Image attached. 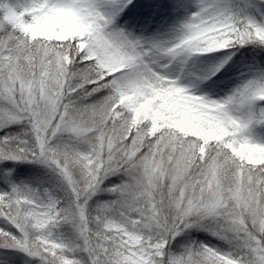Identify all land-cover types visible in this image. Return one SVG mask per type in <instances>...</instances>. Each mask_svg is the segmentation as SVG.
<instances>
[{"label":"snow or ice","instance_id":"obj_1","mask_svg":"<svg viewBox=\"0 0 264 264\" xmlns=\"http://www.w3.org/2000/svg\"><path fill=\"white\" fill-rule=\"evenodd\" d=\"M17 253L264 264V0H0V264Z\"/></svg>","mask_w":264,"mask_h":264},{"label":"rangeland","instance_id":"obj_2","mask_svg":"<svg viewBox=\"0 0 264 264\" xmlns=\"http://www.w3.org/2000/svg\"><path fill=\"white\" fill-rule=\"evenodd\" d=\"M233 2H238V0H233ZM192 9H189V12H191ZM181 15H183V13L181 12L180 13ZM244 71H246V69H243ZM240 76V73L237 72V71H233L231 73H229V77L232 78V80H235L236 78H238ZM232 80L228 79V78H225V80L221 81L220 83V88L221 89H225L226 90V86L230 83H232ZM232 86H234V84H232ZM257 135H259V131L257 132ZM34 168H35V171L36 173L39 172V169L42 170L40 172V178L39 181H35L34 177L31 176L30 173H25V174H17V179H16V183H20L21 181L25 182V183H30L32 187H39L41 189L43 188H48L50 187V185L52 183H54V179L52 178V174L48 172L47 169H44L43 167L41 166H37V165H34ZM45 173H44V172ZM4 190V189H2ZM199 236H203V234H198ZM16 258H18L20 261L21 260H26L27 257L23 256L22 254H16Z\"/></svg>","mask_w":264,"mask_h":264},{"label":"trees","instance_id":"obj_3","mask_svg":"<svg viewBox=\"0 0 264 264\" xmlns=\"http://www.w3.org/2000/svg\"><path fill=\"white\" fill-rule=\"evenodd\" d=\"M101 199H108V197H106V196H105V197L102 196ZM15 264H22V263H19V262H16V261H15Z\"/></svg>","mask_w":264,"mask_h":264}]
</instances>
